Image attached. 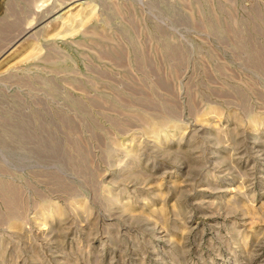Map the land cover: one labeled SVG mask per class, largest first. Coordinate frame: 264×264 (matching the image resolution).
<instances>
[{
    "label": "rangeland",
    "instance_id": "rangeland-1",
    "mask_svg": "<svg viewBox=\"0 0 264 264\" xmlns=\"http://www.w3.org/2000/svg\"><path fill=\"white\" fill-rule=\"evenodd\" d=\"M0 264H264V0H0Z\"/></svg>",
    "mask_w": 264,
    "mask_h": 264
}]
</instances>
